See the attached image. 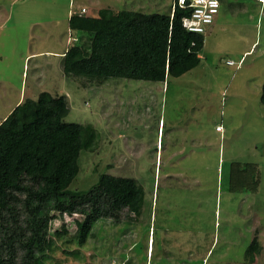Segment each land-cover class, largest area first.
Segmentation results:
<instances>
[{"label":"rangeland","instance_id":"1","mask_svg":"<svg viewBox=\"0 0 264 264\" xmlns=\"http://www.w3.org/2000/svg\"><path fill=\"white\" fill-rule=\"evenodd\" d=\"M173 4L0 0V123L27 99L64 95L66 120L92 124L100 138L83 152L73 188L89 189L105 173L136 178L145 190L139 218L98 221L82 247L67 217L70 232L53 237L47 264H245L254 239L262 249L254 264H264V5L223 0L201 64L166 87L91 85L65 76L64 58L40 54L70 48L71 10L170 14Z\"/></svg>","mask_w":264,"mask_h":264},{"label":"trees","instance_id":"2","mask_svg":"<svg viewBox=\"0 0 264 264\" xmlns=\"http://www.w3.org/2000/svg\"><path fill=\"white\" fill-rule=\"evenodd\" d=\"M184 16L180 8L173 18L126 10L101 19L74 15L71 27L90 39L73 41L63 72L91 85L180 78L201 64L205 47L204 34L183 27ZM69 113L66 96L43 92L0 123V264H47L53 237L70 232L67 217L76 225L71 240L82 247L98 221L136 220L147 205L132 177L102 173L91 188H73L83 152H94L100 138L92 124L68 122ZM261 251L254 239L245 264H254Z\"/></svg>","mask_w":264,"mask_h":264},{"label":"built area","instance_id":"3","mask_svg":"<svg viewBox=\"0 0 264 264\" xmlns=\"http://www.w3.org/2000/svg\"><path fill=\"white\" fill-rule=\"evenodd\" d=\"M259 1L264 3V0ZM221 5V0H174L171 18L174 17L176 9L180 8L185 14L182 18L183 27L190 32L205 34L219 15ZM82 12L85 13L86 9L83 8ZM228 64L233 65L231 62Z\"/></svg>","mask_w":264,"mask_h":264},{"label":"crops","instance_id":"4","mask_svg":"<svg viewBox=\"0 0 264 264\" xmlns=\"http://www.w3.org/2000/svg\"><path fill=\"white\" fill-rule=\"evenodd\" d=\"M256 3H259L260 5L262 4V5H264V3L263 2H260L259 0H254ZM72 3V2H71ZM223 3V0H221V4ZM72 6V5H71ZM221 7H222V5H221ZM82 8H85L86 9V12L85 13H83L82 12V10H81V12H79V13H76V12H72V10L69 12V31H68V36H67V38H66V45L67 46H70V48L73 46V41H79V42H81L82 40H81V38L82 39H85L86 40V38L85 37H88L87 39H88V41H89V39H90V34L88 33V32H86L85 30H73V27H71V19H72V17L74 16V15H80L81 14V16H83L84 18H88V19H101V17H102V14L104 13V12H108L110 9H108V8H105V9H101L99 12H98V14H91V15H89V8L87 7V6H83ZM91 8H94V7H91ZM74 14V15H73ZM208 30V29H207ZM74 33V34H73ZM82 44V43H81ZM69 48V49H70ZM68 48H66L65 49V51H61V53H55V52H53V51H46L45 53H40L41 55H43V54H45V56L46 57H53V56H56V57H60V58H64L65 57V55H66V53L68 52V50H69ZM33 55H35V54H33ZM36 55H38V54H36ZM229 62V61H228ZM240 63H241V61H240ZM229 65V64H228ZM240 65V64H239ZM167 82H168V80L166 81V82H164L163 84H165V87L167 86L166 84H167ZM17 106V105H16ZM12 112V111H11ZM164 127H165V125H164ZM218 128H220V130H218ZM162 129H163V122H162V120H160V127H159V136L161 135V133H162ZM218 132H220V133H222V129H221V127H217V129H216ZM163 132H164V130H163Z\"/></svg>","mask_w":264,"mask_h":264},{"label":"bare ground","instance_id":"5","mask_svg":"<svg viewBox=\"0 0 264 264\" xmlns=\"http://www.w3.org/2000/svg\"><path fill=\"white\" fill-rule=\"evenodd\" d=\"M154 243V242H153Z\"/></svg>","mask_w":264,"mask_h":264}]
</instances>
